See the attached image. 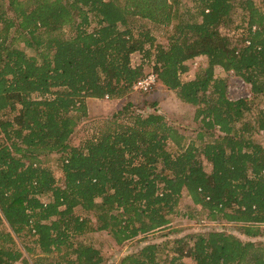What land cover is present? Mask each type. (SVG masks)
Listing matches in <instances>:
<instances>
[{
    "label": "trees",
    "instance_id": "1",
    "mask_svg": "<svg viewBox=\"0 0 264 264\" xmlns=\"http://www.w3.org/2000/svg\"><path fill=\"white\" fill-rule=\"evenodd\" d=\"M190 1L0 0V225L7 228L0 226V264H104L78 235L107 231L120 244L160 231L183 191L210 219L264 235V146L252 136L264 135V107L252 105L264 95V0ZM237 8L234 44L219 28L234 22ZM138 19L165 26L166 42ZM199 56L206 64L182 79ZM145 62L158 85L196 107L211 140L186 142L165 115L127 102L70 144L86 98L124 97L146 75ZM234 76L248 95L228 96ZM51 154L60 179L44 163ZM15 237L29 243L21 249ZM185 256L194 264H264V245L212 229L147 242L110 264H186Z\"/></svg>",
    "mask_w": 264,
    "mask_h": 264
},
{
    "label": "rangeland",
    "instance_id": "2",
    "mask_svg": "<svg viewBox=\"0 0 264 264\" xmlns=\"http://www.w3.org/2000/svg\"><path fill=\"white\" fill-rule=\"evenodd\" d=\"M260 0H255L256 3H259ZM182 6L191 7L192 2L190 0H182ZM240 9H234L232 12V17L234 22L229 26L220 27L219 30L224 35H227L231 41L235 44L239 41V32L234 28L235 24L240 20ZM139 23H144L145 26L151 27L152 33L156 36V41L159 43L166 42L167 28L165 26L153 27V24L148 20L138 19ZM142 59V54L139 52H135L131 55V61L134 65L139 64ZM206 64V57L199 56L192 60L188 61V71L181 75L182 79L189 80L195 77V74L199 68V66H204ZM145 71L152 72V63H144ZM214 72L218 75H225V72L219 66L214 68ZM158 88H162V86L157 83L147 92H140L138 96L134 97L131 100V104L134 107V110H138L142 114H147L148 112H158L162 113L166 116V119L169 123H171L174 127H176L181 133H183L186 137V142L192 141L195 145H199L202 141L211 140V135L209 131H204L201 129V124L199 120H195L194 115L196 111V107L184 103L182 101L177 100L174 91L166 93L161 96L159 100H154L155 96L151 95ZM249 87L247 84L243 83L239 77H231L228 81V96L232 99H237L244 97L248 94ZM150 93V95H148ZM107 99V98H105ZM86 101V100H85ZM89 101L88 111L87 107V116L83 117L79 124L76 126L74 132L70 137V144L77 145L82 140L92 136L96 133L99 128L102 127L106 121L112 118V114L116 112L119 107L122 106V102H113L112 104H106L105 106L100 105L99 101L96 104H91ZM162 101H164L162 103ZM96 102V101H95ZM155 102L156 105H152ZM110 103V102H109ZM127 103V102H125ZM253 106L258 108L264 107V95L258 96L252 103ZM252 116H248L247 120H251ZM202 133L201 137H199V133ZM253 139L264 146V135L260 132L252 133ZM167 149L171 152L176 150V147L168 142ZM57 154H51L43 159L45 165L51 166L55 176L60 179L61 171L57 167ZM203 165L207 171L210 170V165L207 161L201 157ZM59 183L61 180L58 181ZM46 198H43V200ZM76 213L81 216L87 215L92 221L94 217L92 213L84 212L80 207L75 208ZM234 223H228L225 220H212L207 217V211L201 208L199 205H195L190 196L183 191L176 212L171 215L170 223L166 228L149 233L147 235H139L130 240L124 241L123 243L117 244L112 238L111 234L107 231H96V230H87L84 231L81 235H78L77 240L84 241L85 243H90L92 246L97 248L102 257L104 264H110L117 262L123 255L135 251L140 248L147 242H161L166 238H180L186 237L191 233H202L212 229L224 230L226 232L233 233L243 240H250L256 243H260L264 245V235L263 236H255L250 237L244 235L239 227H237ZM1 228L7 229L5 225H0ZM30 238L28 237H15L16 245H18L22 249V244L29 243ZM191 242L188 241L187 245H190ZM187 246L185 247V249ZM55 253L50 254V258L55 257ZM29 261H32L33 257L30 255L29 257L25 255ZM183 260L186 264H194L193 261L188 257H183Z\"/></svg>",
    "mask_w": 264,
    "mask_h": 264
},
{
    "label": "crops",
    "instance_id": "3",
    "mask_svg": "<svg viewBox=\"0 0 264 264\" xmlns=\"http://www.w3.org/2000/svg\"><path fill=\"white\" fill-rule=\"evenodd\" d=\"M163 88V87H162ZM172 90H167V89H161V88H158L155 92H153V94H151V95H154L155 97V99L154 100H159V98L161 97V96H163V95H165L166 93H169V92H171ZM141 91H138V90H133V89H131L130 90V92L129 93H127L124 97H120V98H115V99H105V98H93V97H88V98H86V105H87V107H88V111H90V108H89V101L88 100H91L90 101V103L93 105V104H96L98 101H99V103H100V105H103V106H105L106 104H112L113 102H117V103H119V102H122L123 104H122V106L125 104V102H129V103H131V100L134 98V97H136V96H138V94L140 93ZM148 95H150V93L148 94ZM176 96V95H175ZM177 98V97H176ZM177 100H179L178 98H177ZM96 101V102H95ZM180 101V100H179ZM110 102V103H109ZM164 101H162V103H163ZM134 103V102H133ZM132 103V104H133ZM153 103H155V102H153ZM156 104V103H155ZM121 106V107H122ZM121 107H119V109L121 108ZM119 109H117V110H119ZM116 110V111H117Z\"/></svg>",
    "mask_w": 264,
    "mask_h": 264
},
{
    "label": "built area",
    "instance_id": "4",
    "mask_svg": "<svg viewBox=\"0 0 264 264\" xmlns=\"http://www.w3.org/2000/svg\"><path fill=\"white\" fill-rule=\"evenodd\" d=\"M242 81V80H241ZM243 82V81H242ZM244 83V82H243ZM156 84V77L153 72H148L146 75L139 80H137L133 86V90H138L141 92L149 91ZM248 95V94H247ZM0 137H2V133H0Z\"/></svg>",
    "mask_w": 264,
    "mask_h": 264
}]
</instances>
